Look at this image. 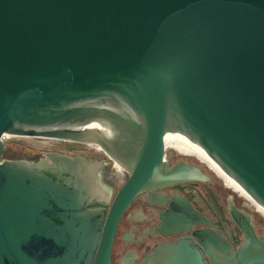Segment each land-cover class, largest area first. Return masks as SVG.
Wrapping results in <instances>:
<instances>
[{
  "label": "water",
  "instance_id": "obj_1",
  "mask_svg": "<svg viewBox=\"0 0 264 264\" xmlns=\"http://www.w3.org/2000/svg\"><path fill=\"white\" fill-rule=\"evenodd\" d=\"M5 136L104 152L128 179L91 209L95 162L6 160ZM165 146L192 150L264 221V0H0V264H109L137 194L208 180L170 168ZM231 214L243 241L222 261L205 250L212 264H264V238Z\"/></svg>",
  "mask_w": 264,
  "mask_h": 264
},
{
  "label": "flooded vegetation",
  "instance_id": "obj_2",
  "mask_svg": "<svg viewBox=\"0 0 264 264\" xmlns=\"http://www.w3.org/2000/svg\"><path fill=\"white\" fill-rule=\"evenodd\" d=\"M191 151L183 146H165V160L170 168L178 163L194 166L208 180L186 182L137 194L117 223L109 264H159L156 256L158 252L161 253L158 255L159 260L165 264L171 258L166 250L182 243L188 248L199 250L207 264H212V261L205 250L215 260H225L227 257L219 249L232 247L237 251L243 241V233L233 220L231 211L241 218H249L256 236L264 238V221L248 207L244 194L231 189ZM102 153L103 158H83L97 164L96 183L102 192L94 194L95 201L89 199L86 206L109 210L119 189L127 181L128 174ZM50 154L66 155L60 151L41 155L32 153L29 161H13L36 166L41 161H48ZM119 173L121 178L116 176ZM199 233L207 237L205 241L199 240ZM214 237L216 241H213Z\"/></svg>",
  "mask_w": 264,
  "mask_h": 264
},
{
  "label": "rangeland",
  "instance_id": "obj_3",
  "mask_svg": "<svg viewBox=\"0 0 264 264\" xmlns=\"http://www.w3.org/2000/svg\"><path fill=\"white\" fill-rule=\"evenodd\" d=\"M3 143L5 144V150L3 159L6 160H26L32 159V153H38L41 155L45 152L60 151L66 155L77 156L82 158L99 159L103 158V154H91L86 152H75L70 149L56 147L38 142L28 137H4ZM117 177L121 178V174H117Z\"/></svg>",
  "mask_w": 264,
  "mask_h": 264
},
{
  "label": "bare ground",
  "instance_id": "obj_4",
  "mask_svg": "<svg viewBox=\"0 0 264 264\" xmlns=\"http://www.w3.org/2000/svg\"><path fill=\"white\" fill-rule=\"evenodd\" d=\"M5 137H8V136H5Z\"/></svg>",
  "mask_w": 264,
  "mask_h": 264
}]
</instances>
